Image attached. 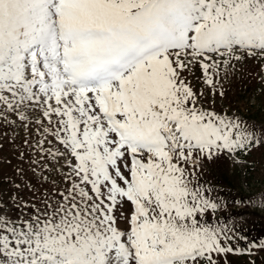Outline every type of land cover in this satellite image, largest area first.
<instances>
[{
	"label": "snow or ice",
	"instance_id": "snow-or-ice-1",
	"mask_svg": "<svg viewBox=\"0 0 264 264\" xmlns=\"http://www.w3.org/2000/svg\"><path fill=\"white\" fill-rule=\"evenodd\" d=\"M253 57L264 0H0V105L50 125L67 168L55 207L0 217V264H229L238 237L203 219L219 205L193 157L247 154L264 128L189 76L223 97Z\"/></svg>",
	"mask_w": 264,
	"mask_h": 264
},
{
	"label": "rangeland",
	"instance_id": "rangeland-1",
	"mask_svg": "<svg viewBox=\"0 0 264 264\" xmlns=\"http://www.w3.org/2000/svg\"><path fill=\"white\" fill-rule=\"evenodd\" d=\"M264 60L253 57L236 63L235 69L227 77L221 72L219 94L213 99L208 88L198 77L200 69L190 75L195 87L206 96L204 107L218 113L242 118L249 126L264 128V72L261 64ZM222 86V87H221ZM31 121L38 118V113H28ZM27 124V126H25ZM50 127L46 122L43 126L34 122H22L19 115L4 112L0 105V181L5 177H13L11 161L15 160L17 149L26 151L33 145H41L48 157L44 165L48 169L43 172L50 181L57 183L58 189L65 188L62 167L63 158L54 159L49 152H55L61 146L51 135L44 131ZM59 160V162H57ZM14 163V162H13ZM192 168L197 169L196 179L211 192L206 195L215 200L219 208L203 219L225 231L236 235V240L230 241L233 248H238L237 254H228L229 264H264V146L247 154L237 153L235 156L220 155L211 160L193 157ZM38 176V172H35ZM4 189L0 187V193ZM33 200V194L27 195ZM27 202V201H25ZM28 204V202H27ZM3 205V204H2ZM0 217L10 218L8 211Z\"/></svg>",
	"mask_w": 264,
	"mask_h": 264
},
{
	"label": "trees",
	"instance_id": "trees-1",
	"mask_svg": "<svg viewBox=\"0 0 264 264\" xmlns=\"http://www.w3.org/2000/svg\"><path fill=\"white\" fill-rule=\"evenodd\" d=\"M15 157L14 161L9 160L13 177L0 181V187L4 189L0 193V214L9 209L12 220L21 221L44 213L49 205L55 207L61 201L60 194L66 193L67 184L64 183V189H58L55 181L42 176L48 170L44 165L48 156L41 146L33 145L26 151L17 149ZM29 194H33L32 201Z\"/></svg>",
	"mask_w": 264,
	"mask_h": 264
}]
</instances>
